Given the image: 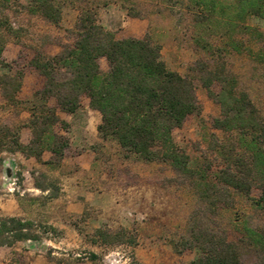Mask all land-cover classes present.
Segmentation results:
<instances>
[{
	"label": "rangeland",
	"instance_id": "rangeland-1",
	"mask_svg": "<svg viewBox=\"0 0 264 264\" xmlns=\"http://www.w3.org/2000/svg\"><path fill=\"white\" fill-rule=\"evenodd\" d=\"M207 1L206 9L196 5V0H91L98 21L117 38L149 34L161 45L167 66L194 80L201 110L188 115L173 130V138L188 154L197 181L215 178L225 166L229 150L234 146L241 150L237 131L213 125V119L221 116V107L202 85V73L193 67L197 61L212 69L224 68L227 74L228 69L233 72L239 89L248 92L264 116V17L232 20L228 6L235 0ZM27 3L0 0V22L15 28L7 34L3 59L8 66L1 67L0 73L24 74L17 93L20 105H12L0 91V122L12 123L21 136L26 127L31 130L27 126L29 107L45 80L30 60L36 50L54 54L60 44L71 42L67 29L79 15L77 3L66 2L55 25L29 11ZM207 14V20H198ZM100 66L104 72L109 69L105 58L100 59ZM221 89V83L214 81L212 90L219 93ZM49 105L56 106L54 98L49 99ZM58 113L68 126L58 124L55 130L70 142L58 167L21 156L9 174L5 159L11 152L2 153L0 217L13 215L34 221L40 238L0 246V264H130L133 255L141 264L192 260L195 250L177 253L174 244L196 206V181L176 172L168 161L145 160L123 149L114 138H102L97 130L101 113L90 107L85 95L75 113ZM50 156L46 151L43 157ZM36 179L58 185L59 195L49 196L53 187L49 191L37 188ZM232 193L233 205L219 206L218 221L227 229L229 239L237 241L250 217L253 223L264 224V211L255 209L244 194ZM252 195L259 197L260 190L254 187ZM47 224L56 230H46ZM97 228H126L137 236V243L93 242Z\"/></svg>",
	"mask_w": 264,
	"mask_h": 264
},
{
	"label": "trees",
	"instance_id": "trees-1",
	"mask_svg": "<svg viewBox=\"0 0 264 264\" xmlns=\"http://www.w3.org/2000/svg\"><path fill=\"white\" fill-rule=\"evenodd\" d=\"M27 2L29 11L51 24L60 22L66 2L77 3L79 15L74 26L67 29L71 42L60 44V50L54 54L36 50L30 60L45 79L29 107L31 116L27 126L31 128L32 137L28 143H23L18 127L0 122V164L4 161L2 153L19 151L41 164L58 167L70 143L67 136L55 130L58 124L68 126L58 110L75 113L85 95L90 107L101 113L97 130L102 138H114L123 149L145 160L168 161L176 172L196 181L193 182L197 186L196 206L184 233L174 244L175 252L191 249L196 251V256L181 264H264V224L253 223L250 217L244 234L233 241L218 221L219 206L233 205V191L244 194L255 209L264 211V116L248 92L239 89L237 76L229 69L227 74L224 68H209L202 61L193 66L202 73L200 79L208 95L220 104L221 116L213 119V125L222 130L237 131L241 141V150L235 146L229 150L226 164L215 178L197 181L188 154L173 138V130L180 127L188 115L201 110L196 85L192 78L167 66L161 45L149 34L117 38L98 21L97 9L91 0ZM195 3L207 9V0H196ZM228 9L232 12V20H243L249 15L264 17V0H235ZM208 18L207 14L198 20ZM14 31L12 25L0 22V68L8 66L3 51L7 34ZM101 58L108 62L106 72L100 66ZM23 77L22 71L0 73L1 94L12 105L21 103L17 93ZM214 81L222 85L219 93L212 90ZM50 98L55 99L56 106L49 105ZM45 151L51 153L48 159L43 157ZM35 185L42 191L53 187L50 197L59 195L60 187L53 182L47 184L36 179ZM254 187L260 190L259 197L252 195ZM44 227L56 230L51 224ZM95 235L93 242L132 246L137 243V236L126 228L116 231L97 228ZM39 238L34 221L13 215L0 217V246ZM130 264L141 262L133 255Z\"/></svg>",
	"mask_w": 264,
	"mask_h": 264
},
{
	"label": "crops",
	"instance_id": "crops-1",
	"mask_svg": "<svg viewBox=\"0 0 264 264\" xmlns=\"http://www.w3.org/2000/svg\"><path fill=\"white\" fill-rule=\"evenodd\" d=\"M31 136H32L31 130L27 129V127H26V130H24V136L23 135L21 136L22 142L23 143H28L30 138H31ZM21 156L26 158V156L22 152H19V151H16L14 153H10V156L5 159L6 167H8L9 165H10L9 167H11V166L13 167V165L16 164V158L20 159ZM29 158H32V157H29ZM12 160H14V162H11ZM40 257H42V260L44 259V261H45L46 258L43 255H40Z\"/></svg>",
	"mask_w": 264,
	"mask_h": 264
},
{
	"label": "water",
	"instance_id": "water-1",
	"mask_svg": "<svg viewBox=\"0 0 264 264\" xmlns=\"http://www.w3.org/2000/svg\"><path fill=\"white\" fill-rule=\"evenodd\" d=\"M11 170H12L11 167L8 166L7 167V171H8L9 174H11Z\"/></svg>",
	"mask_w": 264,
	"mask_h": 264
}]
</instances>
